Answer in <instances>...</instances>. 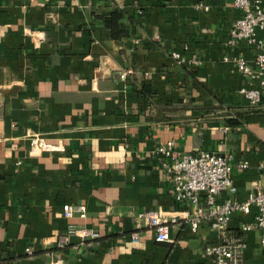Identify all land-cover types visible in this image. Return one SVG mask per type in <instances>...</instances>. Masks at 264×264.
Returning a JSON list of instances; mask_svg holds the SVG:
<instances>
[{"label":"crops","instance_id":"0c3cea01","mask_svg":"<svg viewBox=\"0 0 264 264\" xmlns=\"http://www.w3.org/2000/svg\"><path fill=\"white\" fill-rule=\"evenodd\" d=\"M116 7L144 8L135 23L125 17L121 39L102 19ZM239 15L233 0H0V264H51L55 252L63 264H211L204 251L218 233L191 230L154 149L173 139L184 152L230 155L240 202L261 184L264 124L225 120L250 105L239 92L246 77L223 60L254 59L245 43L226 44ZM174 51L200 62L182 65ZM128 68L135 74L121 78ZM141 85L157 92L149 106ZM31 133L58 148L32 154ZM68 204L86 216L66 217ZM144 210L181 217L172 241L136 227ZM254 211L234 213L231 227ZM69 223L101 237L59 249ZM244 236V264H264L261 231Z\"/></svg>","mask_w":264,"mask_h":264},{"label":"built area","instance_id":"2783aa9c","mask_svg":"<svg viewBox=\"0 0 264 264\" xmlns=\"http://www.w3.org/2000/svg\"><path fill=\"white\" fill-rule=\"evenodd\" d=\"M234 7L240 15L232 23L226 44L229 46L245 43L254 51V59L249 60L245 55H226L223 60L233 62L238 70L246 77L247 84L239 92L248 100L250 105H259L264 100V6L261 0H233ZM205 10L210 6L203 5ZM172 57L182 65L195 66L198 58H186L178 51L172 52ZM135 74L134 68H128L120 73V77L128 79ZM58 147L38 134L30 135V151L32 154H42L53 151ZM159 167L167 175L172 185L174 199L186 207L184 220L193 232L199 231L203 224H208L218 233V240L206 245L205 255L211 264H244L247 240L244 233L261 231L260 243L264 246V159L259 164L263 174L261 184L252 190L248 198L240 202L234 198L237 186L233 178L234 163L230 155L215 151L202 150L189 153L180 150L176 141L169 139L160 143L154 149ZM242 169H247L249 163H238ZM255 214L250 221L242 222L241 234L230 230L233 215L236 212ZM78 212L86 216L82 205L76 207L65 205L64 215L72 217ZM181 217L172 216L166 219L155 210H144L136 213L135 225L138 228L149 227L155 231L157 242H170L171 228L180 223ZM101 233L96 229L69 223L66 230L58 236L57 247L62 249L78 239L82 247L93 248ZM138 233L131 235L132 241H138ZM27 252L33 253L28 247ZM59 252H55L51 264H63Z\"/></svg>","mask_w":264,"mask_h":264},{"label":"trees","instance_id":"16d2710c","mask_svg":"<svg viewBox=\"0 0 264 264\" xmlns=\"http://www.w3.org/2000/svg\"><path fill=\"white\" fill-rule=\"evenodd\" d=\"M143 14V7L131 12L126 8L116 7L109 16H103L102 19L106 27L110 30L112 37L114 39H121L129 34L125 24V17L132 23H135ZM136 91L144 99L146 106L150 105L152 99L157 94L156 91L146 85H141ZM225 120L226 124L232 127L243 126L249 123L264 124V100L259 105H249L245 109L227 113ZM230 230L234 233L241 234L239 228L230 227Z\"/></svg>","mask_w":264,"mask_h":264}]
</instances>
